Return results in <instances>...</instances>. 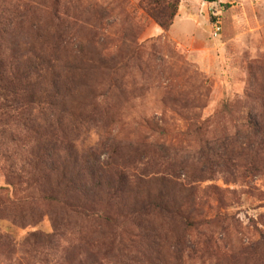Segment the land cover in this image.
<instances>
[{"label": "trees", "instance_id": "obj_1", "mask_svg": "<svg viewBox=\"0 0 264 264\" xmlns=\"http://www.w3.org/2000/svg\"><path fill=\"white\" fill-rule=\"evenodd\" d=\"M181 1L141 0L140 6L168 32ZM13 21L0 16V222L28 236L18 240L10 227L0 233V264L45 261L54 248L66 264H103L91 255V262L78 259L90 247L81 239L61 246L68 233L60 215L108 225L123 264H166V245L176 264L205 253L217 258L214 264H264V221L231 231L235 220L227 209L237 192L200 185L223 175L226 183L254 189V178L264 176V96L257 99L261 110L248 113L233 134L211 137L208 121L193 123L183 136L199 146L195 165L172 154L161 141L172 134L155 118L143 120L150 133L129 140L126 151L107 130L108 158L102 160L101 145L81 156L80 136L90 122L98 124L93 115L101 109L76 91L78 72L90 67L62 66L51 36L40 48L18 45ZM222 107L231 115V103ZM45 206L59 211L51 235L31 232Z\"/></svg>", "mask_w": 264, "mask_h": 264}, {"label": "rangeland", "instance_id": "obj_2", "mask_svg": "<svg viewBox=\"0 0 264 264\" xmlns=\"http://www.w3.org/2000/svg\"><path fill=\"white\" fill-rule=\"evenodd\" d=\"M140 1L0 0V16H13L18 45L40 48L51 36L62 51V66L90 67L78 72L76 91L83 102H97L101 109L93 115L98 124L90 122L88 132L80 136L81 156L101 145L105 161L107 130L126 151L129 140L150 133L143 120L155 118L172 134L161 139L172 154L182 162L198 164L197 142L183 136L193 123L208 121L210 136L218 137L226 131L233 134L248 113L261 110L257 99L264 96V0H219L216 5L182 0L168 32L141 8ZM225 102L232 105L231 115L223 112ZM105 108L108 112H103ZM108 114L113 117L107 119ZM109 122L113 130L106 127ZM215 178L201 187L237 192L227 209L235 220L231 231L264 221V176L254 178V189L226 183L223 175ZM3 182L0 175V185ZM54 212L59 213L57 208L43 207L44 217L31 232L51 235ZM60 216L61 228L68 233L61 246L77 239L90 246L78 259L91 262L95 256L98 261L103 258V264L125 263L123 256L116 258L119 251L108 225ZM9 227L0 222V233ZM11 231L18 240L28 236ZM168 246L166 264H176ZM14 256L20 261L23 253L18 250ZM45 256V261L33 263L66 264L64 254L55 248ZM215 260L205 253L184 264H214Z\"/></svg>", "mask_w": 264, "mask_h": 264}, {"label": "crops", "instance_id": "obj_3", "mask_svg": "<svg viewBox=\"0 0 264 264\" xmlns=\"http://www.w3.org/2000/svg\"><path fill=\"white\" fill-rule=\"evenodd\" d=\"M210 5H216V3L215 4H210Z\"/></svg>", "mask_w": 264, "mask_h": 264}]
</instances>
